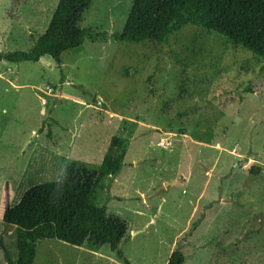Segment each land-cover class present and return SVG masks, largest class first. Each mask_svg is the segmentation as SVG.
Wrapping results in <instances>:
<instances>
[{
  "label": "rangeland",
  "instance_id": "1",
  "mask_svg": "<svg viewBox=\"0 0 264 264\" xmlns=\"http://www.w3.org/2000/svg\"><path fill=\"white\" fill-rule=\"evenodd\" d=\"M58 1L0 0V53L29 51ZM131 4L92 0L79 26L119 33ZM60 62L0 61V240L10 259L4 209L70 164L96 170L121 136L123 165L99 202L128 227L122 259L106 246L39 240L34 264H166L173 251L183 264H264V57L186 26L162 44L85 40Z\"/></svg>",
  "mask_w": 264,
  "mask_h": 264
},
{
  "label": "trees",
  "instance_id": "2",
  "mask_svg": "<svg viewBox=\"0 0 264 264\" xmlns=\"http://www.w3.org/2000/svg\"><path fill=\"white\" fill-rule=\"evenodd\" d=\"M91 2L59 0L45 32L31 49L0 53V61L37 63L49 56L60 66L61 54L78 48L85 40L112 39L134 44L153 40L162 44L186 26L214 33L257 57H264V0H132L122 30L112 35L80 28ZM129 143L128 138L113 136L96 170L70 164L58 181L35 185L22 195L18 204L7 206L2 222L15 228L16 249V259H10L0 240L7 264H34L39 240H57L94 251L106 246L121 260L119 246L128 227L120 218L107 213L99 195L110 189L119 174ZM183 263V254L173 251L166 264Z\"/></svg>",
  "mask_w": 264,
  "mask_h": 264
},
{
  "label": "water",
  "instance_id": "3",
  "mask_svg": "<svg viewBox=\"0 0 264 264\" xmlns=\"http://www.w3.org/2000/svg\"><path fill=\"white\" fill-rule=\"evenodd\" d=\"M149 42L154 44L153 40H150ZM0 251L2 252V254H3V256H4L5 260H6V264H7L6 252H5L4 248L1 246V244H0Z\"/></svg>",
  "mask_w": 264,
  "mask_h": 264
}]
</instances>
